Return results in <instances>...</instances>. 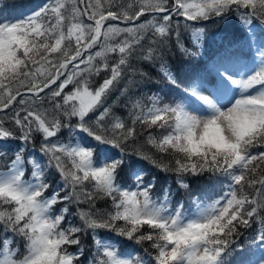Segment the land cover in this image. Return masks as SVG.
Masks as SVG:
<instances>
[{
	"label": "snow or ice",
	"instance_id": "6c2138e0",
	"mask_svg": "<svg viewBox=\"0 0 264 264\" xmlns=\"http://www.w3.org/2000/svg\"><path fill=\"white\" fill-rule=\"evenodd\" d=\"M231 16L249 27L264 24V0H41L17 16L0 15V112H12L19 133L0 119V141L21 142L11 157L0 147L7 161L0 164V264H84L81 234L91 235L95 249L86 264H233L239 229L253 223L258 255L247 264H264V44L249 63L221 62L210 95L203 78L171 102L159 92H136L151 76L133 61L158 65L175 85L170 42L196 55L181 28L198 48L205 29L194 24ZM117 105L127 117L116 114ZM137 125L148 133L146 145L173 158L169 163L127 151L139 139ZM65 128L72 133L67 140ZM130 155L174 172L189 191L188 207L173 204L169 188L153 197L155 178L145 183ZM53 171L59 180L46 195ZM206 173L228 181L215 198L196 196L187 182ZM98 200L110 204L100 209ZM70 215L79 226H63ZM100 230L151 242L154 254L121 252Z\"/></svg>",
	"mask_w": 264,
	"mask_h": 264
},
{
	"label": "trees",
	"instance_id": "16d2710c",
	"mask_svg": "<svg viewBox=\"0 0 264 264\" xmlns=\"http://www.w3.org/2000/svg\"><path fill=\"white\" fill-rule=\"evenodd\" d=\"M24 1L25 0H7L11 7L19 6L23 4ZM148 18L150 17H141V21ZM175 19L176 18L174 17V20ZM257 21L260 22L259 20ZM183 23L184 21L181 19V24ZM262 25L264 26V24ZM193 26H200L205 29L204 36L198 48L193 45V42L190 39V34L184 31L183 28H181V39L183 40L185 47L192 52H195L196 55H183L175 48L174 41L170 42L172 47L169 55L167 56V61L171 70L175 74V85L170 84V82L165 80L160 75V73L156 70L158 65L150 66L146 63H140L139 65H136V62L133 61L135 66L147 71L151 76L150 82L147 84H142L140 88L136 90L137 94L142 92L145 95H150L153 92H159L164 97L165 102H171L173 98H180L186 95V93H183V90L188 88L190 82H194L199 78H203L207 81L212 79L208 69L210 64L214 62L216 56L220 55L221 58L223 57L224 59H230L232 57L247 56L249 54L250 42L248 37V27L241 22H238L235 16L227 17L225 20H210L207 22L194 24ZM257 36H259L260 39L264 41V27L258 30ZM57 83H59V81ZM96 83H99V79L96 80ZM67 90H71V86H69V89ZM112 98L114 99L115 95H113ZM145 104H147L146 99ZM48 106L49 105L46 103L45 107ZM114 111L116 114L123 117H127L128 115L127 110L120 105H117L114 108ZM11 115V111L5 110L4 112H0V119L5 121L4 126L6 128L16 132L18 135V130L12 123L9 122V117ZM72 123H75V120H73ZM136 131L138 134H140L139 139L136 143H129L127 145V151L129 153H132L135 149L137 151H141L143 155L155 158L158 162L165 164L169 163V161L173 159L170 155L157 153L154 148L144 143V137L148 133L146 130H143L140 125H137ZM152 131L155 132V129ZM71 135L72 133H70L67 128L62 129L61 139L67 140ZM76 135H79V133H76ZM33 139L36 145L35 154L39 156V143L41 137L37 134ZM20 143L21 142L18 139H7L0 141V147L8 151L9 157H11L12 152L20 146ZM28 150L29 152L33 151L31 146H29ZM4 163H7V161L0 160V164ZM128 163L133 169L143 171V174L146 175L145 183H148L150 180L155 178V187L152 190V193H158L160 195L165 188H169L172 193L179 195V199L186 202H191L189 191L179 187V185L176 183V174L174 172H164L155 164L151 163L150 159H143L141 156L137 155H130L128 157ZM186 179L190 185L191 192L199 196L203 192L214 197L213 194L222 193V190L226 189V185L228 183L226 178L208 173L202 176H189ZM58 180L59 175L53 171L47 180L48 183L52 184V188L50 189H54L56 187ZM131 182V180L128 181L129 185H131ZM246 191H249L251 194L253 190L246 189ZM109 204L110 201L98 200L96 202V207L103 209L107 208ZM60 206L63 207V204H58L56 208H60ZM80 207L86 208L87 205L82 204ZM70 212H76V207L74 205L71 206ZM261 215H264V213H261ZM67 220H71V222L77 226L80 224L78 217L70 215L66 218V223L63 226H67ZM256 229L257 225L255 223L252 224L250 229H239L241 232V236L238 238V244L240 245V248H238L233 255H239L240 253L245 254L249 250L251 241L256 235ZM145 230H147V226H145ZM100 232L107 233L111 235V237H116L117 242L120 245V249H128L136 256L147 259L149 253L154 254V250L151 248V242L146 241L143 244H136L134 241L128 240L125 237L116 236L115 233L112 234L106 230H100ZM81 244L85 247V255L81 258V260L84 261V264H86L85 258H91L95 250L91 235L81 234ZM76 247L77 246L74 245L70 246V248ZM21 250H23L22 243ZM145 250H147V252Z\"/></svg>",
	"mask_w": 264,
	"mask_h": 264
},
{
	"label": "rangeland",
	"instance_id": "374dc122",
	"mask_svg": "<svg viewBox=\"0 0 264 264\" xmlns=\"http://www.w3.org/2000/svg\"><path fill=\"white\" fill-rule=\"evenodd\" d=\"M41 1V0H40ZM261 27V24L259 23V22H256V21H254V23H253V25L250 27V29L252 30V35H253V37L255 38V43L257 42L259 45H258V47L259 46H261L263 43L260 41V38L259 37H257L256 38V36L255 35H257V30L259 29ZM256 46V45H255ZM258 47H256V48H258ZM250 62V60L249 59H247V58H243V59H239V60H235V61H233V62H231V63H233L234 65H236V66H239V65H241V64H245V63H249ZM204 87L207 89L205 92H204V94L205 95H210L211 94V92L213 91V85H205L204 84ZM145 179V178H144ZM51 192L52 191H48L47 193H46V195H50L51 194ZM115 243H117V241H114ZM118 244V243H117ZM76 250H73V251H69V252H75Z\"/></svg>",
	"mask_w": 264,
	"mask_h": 264
}]
</instances>
